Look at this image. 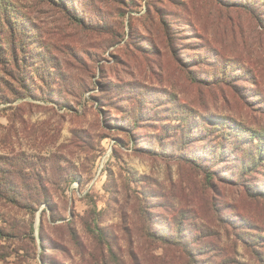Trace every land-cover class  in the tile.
<instances>
[{
	"label": "rangeland",
	"instance_id": "obj_1",
	"mask_svg": "<svg viewBox=\"0 0 264 264\" xmlns=\"http://www.w3.org/2000/svg\"><path fill=\"white\" fill-rule=\"evenodd\" d=\"M14 1L47 62L0 69V158L38 187L0 198V264H264V166L196 133L264 136V3Z\"/></svg>",
	"mask_w": 264,
	"mask_h": 264
},
{
	"label": "trees",
	"instance_id": "obj_2",
	"mask_svg": "<svg viewBox=\"0 0 264 264\" xmlns=\"http://www.w3.org/2000/svg\"><path fill=\"white\" fill-rule=\"evenodd\" d=\"M61 4H65L66 0H59ZM68 2V1H67ZM264 0H245L246 9L253 14L257 10L253 4H263ZM81 22V19L77 18ZM41 49L37 33L35 32L34 23L14 0H0V69L7 74L8 77L16 82L20 88H26V77L24 72L33 68L34 55L41 56L46 61V57L34 50ZM10 63V69H7V62ZM43 62V63H44ZM228 72V73H227ZM229 68L226 75L229 76ZM222 75H224L222 73ZM214 122L211 129L199 127L196 133L216 132L219 131L218 143L212 148V160L221 162L222 158L228 157L235 161L233 169H238L241 172L248 174L254 172L257 168L264 166V136L261 133L251 136L249 141L245 130L234 128V131H226L227 126L221 127L218 119H208ZM185 128H189L187 125ZM224 129V130H222ZM215 130V131H213ZM225 133H231L233 139L229 141L225 137ZM257 140L256 143H253ZM249 145L247 146L246 144ZM230 146V149L228 148ZM195 159V158H194ZM195 161V160H193ZM31 162L25 156H14L11 158H0V198L16 203L18 206L29 207V202L26 201L25 195L27 192L37 190V186L29 185L25 182L24 170H30ZM206 181L210 182L211 176L205 172ZM100 238L102 237L98 227L92 229Z\"/></svg>",
	"mask_w": 264,
	"mask_h": 264
}]
</instances>
